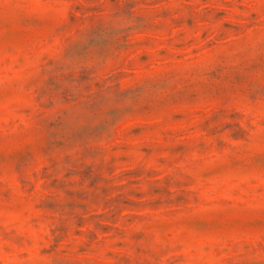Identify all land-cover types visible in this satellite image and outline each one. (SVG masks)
<instances>
[{"label":"rangeland","instance_id":"rangeland-1","mask_svg":"<svg viewBox=\"0 0 264 264\" xmlns=\"http://www.w3.org/2000/svg\"><path fill=\"white\" fill-rule=\"evenodd\" d=\"M0 264H264V0H0Z\"/></svg>","mask_w":264,"mask_h":264}]
</instances>
